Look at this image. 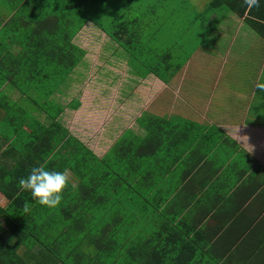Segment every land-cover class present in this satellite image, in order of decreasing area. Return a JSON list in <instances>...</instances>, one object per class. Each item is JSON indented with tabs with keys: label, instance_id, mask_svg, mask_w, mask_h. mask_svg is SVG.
I'll return each mask as SVG.
<instances>
[{
	"label": "crops",
	"instance_id": "obj_1",
	"mask_svg": "<svg viewBox=\"0 0 264 264\" xmlns=\"http://www.w3.org/2000/svg\"><path fill=\"white\" fill-rule=\"evenodd\" d=\"M136 1L127 0V17L142 43L134 50L141 60L88 22L74 39L87 50L84 63L56 97L66 106L60 119L99 157L121 139H146L148 128L162 130L157 119L182 130L160 146L143 147L152 154L134 166V173L141 171L137 178L114 176L111 205L102 204L101 212L110 214L113 230L127 217L123 249L133 240L153 245L157 232L179 230L197 251H176L177 264H264V92L255 87L264 82V34L225 5L208 11L211 0H155L143 11ZM164 7L170 15H163ZM254 10L250 18L264 31V0ZM91 25L113 41L111 61L104 52L92 59L88 43L79 42L100 39ZM93 68L99 72L87 82ZM76 98L80 107L68 106ZM7 203L0 193V205ZM104 226L107 221L98 224ZM140 226L143 238L136 239ZM113 246L120 247L119 239ZM134 257L129 254L130 262ZM52 262L32 256L26 264Z\"/></svg>",
	"mask_w": 264,
	"mask_h": 264
},
{
	"label": "trees",
	"instance_id": "obj_2",
	"mask_svg": "<svg viewBox=\"0 0 264 264\" xmlns=\"http://www.w3.org/2000/svg\"><path fill=\"white\" fill-rule=\"evenodd\" d=\"M114 1L0 0V95L6 83L22 95L28 90L41 92L34 100L48 117V123H44L23 107L15 109L16 102L10 106L6 96L2 95L6 103L0 98V193L8 202L0 205V264H26L32 256H49L51 264H177L180 256H174L176 251H197L195 241H188L179 230L171 234L157 232L153 245L144 247L143 242L133 240L130 249H123L129 241L127 217H121L122 225L113 230L112 217L101 212L102 204L111 205L114 176L137 178L141 171L134 173V166L142 165L143 157L152 154L143 147L154 143L160 146L164 137L177 130H169L166 121L157 119L162 130L148 128L146 139H121L99 157L60 119L66 106L56 97L87 53L74 39L88 22L103 29L134 60H141L140 54H134L142 43L139 45L129 30L133 17H127V0ZM224 5L241 16L247 15L252 27L264 34L260 24L250 18L255 16L254 6L245 2L211 0L208 11ZM107 15L112 18L103 27ZM80 105L78 98L68 104L74 109ZM143 122L141 119L140 124ZM2 123H7V130H1ZM224 140L235 143L230 137ZM39 165L48 170H67L69 183L56 208L41 206L28 192L17 189L18 180ZM103 221H107V227L98 228ZM139 228L136 239L143 238V227ZM117 239L120 247L113 246ZM36 246L40 247L38 252ZM129 254L135 256L131 262Z\"/></svg>",
	"mask_w": 264,
	"mask_h": 264
},
{
	"label": "rangeland",
	"instance_id": "obj_3",
	"mask_svg": "<svg viewBox=\"0 0 264 264\" xmlns=\"http://www.w3.org/2000/svg\"><path fill=\"white\" fill-rule=\"evenodd\" d=\"M155 0H137V8L136 9H139L138 5L140 4V9L143 11V10H146L148 9L147 8V4L149 5L150 3L154 2ZM120 2V1H119ZM114 4H117L118 3V0H115L113 2ZM113 4V5H114ZM162 12H163V15H170V9L168 7H164L162 9ZM191 12L190 11H185L184 12V16H187L189 15ZM111 16H105L104 19H103V27L107 25V23L109 22V20H111ZM106 24V25H105ZM90 27H92L94 29V31H96V33L101 36L100 39L97 41L95 40H92L90 39V37L88 38H82V40H80L79 42L82 43V45L87 42L88 45V49L90 51V53L93 55L92 56V59H96L97 56H95V54H101L102 52H104V56H106V61L109 62L111 61L112 59V54H113V51H112V47H113V41L110 40V38H102L103 35L105 36V34L100 30L98 29L95 25H91ZM107 27V26H106ZM91 28V29H92ZM109 39V40H108ZM112 41V42H111ZM78 42V43H79ZM244 42H247V41H244ZM86 47V44L84 45ZM103 55V54H102ZM90 57V56H89ZM84 60V58H83ZM82 60V61H83ZM81 61V62H82ZM86 64L84 65V67L86 68L87 66H89L87 64V60L85 61ZM84 63V61L82 62ZM81 66V65H79ZM78 66V67H79ZM77 67V68H78ZM77 68L75 70H77ZM97 72H99V70L93 68L91 70V72L88 73L87 75V78H85V80H87V82H91V80H95L96 79V75H97ZM72 80V77L71 79L69 80V82ZM68 82V84H69ZM7 84V83H6ZM6 84L3 86V92L4 94H1L0 95V98L3 102L6 103V101L3 100L2 98V95L6 96V100L9 102V105L11 106L13 102H16V103H13V105H15V109H19L20 107H23V109H26L29 113H32V114H35V113H38L37 115L41 114V115H44L45 116V119H42V118H39V120H41L42 122L44 123H48L47 122V119L48 117L46 116V114H44L43 112H41V110L37 107V104H36V99L39 98V96H41V92H30L29 90L28 91H25V94H21L20 90L18 89H14L12 86H6ZM21 85L24 84V83H20ZM24 86V85H23ZM92 89V87H91ZM16 90V92L22 96L21 98H18L16 99L14 97V91ZM35 99V100H34ZM18 103V104H17ZM17 104V105H16ZM37 115H35L37 117ZM7 123H2L1 125V130H4V129H8V127L6 126ZM84 143V142H83ZM0 144H3V142H0Z\"/></svg>",
	"mask_w": 264,
	"mask_h": 264
},
{
	"label": "clouds",
	"instance_id": "obj_4",
	"mask_svg": "<svg viewBox=\"0 0 264 264\" xmlns=\"http://www.w3.org/2000/svg\"><path fill=\"white\" fill-rule=\"evenodd\" d=\"M249 6H257L259 0H245ZM256 88L264 92V82L257 81ZM69 183L67 170H48L45 166L39 165L31 168L30 173L21 177L17 183L18 191L28 192L32 201L48 208L58 207L63 200V192ZM25 212L28 206L25 204Z\"/></svg>",
	"mask_w": 264,
	"mask_h": 264
}]
</instances>
